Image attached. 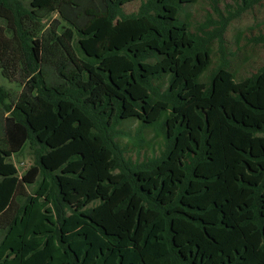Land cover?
Returning <instances> with one entry per match:
<instances>
[{"label":"trees","instance_id":"1","mask_svg":"<svg viewBox=\"0 0 264 264\" xmlns=\"http://www.w3.org/2000/svg\"><path fill=\"white\" fill-rule=\"evenodd\" d=\"M195 2L0 0V64L24 81L0 86V222L37 184L0 227V264H264V67L202 82L209 38L178 19ZM127 120L157 131L159 156L125 157Z\"/></svg>","mask_w":264,"mask_h":264},{"label":"rangeland","instance_id":"2","mask_svg":"<svg viewBox=\"0 0 264 264\" xmlns=\"http://www.w3.org/2000/svg\"><path fill=\"white\" fill-rule=\"evenodd\" d=\"M139 1L125 4L122 10L125 14L136 13ZM56 16L45 17L40 23L35 22L31 27L38 38L48 33L50 23ZM178 19L189 24L190 31L201 37L209 38L208 49L211 65L200 78L208 82L211 74L223 63L234 73L236 81L254 75L264 67V0H196L193 4L181 7ZM3 31L5 26L0 22ZM7 67L3 70L2 67ZM17 59L14 65L3 61L0 64V86L9 90L13 96L21 91L24 82L21 78ZM10 75L4 78V72ZM163 91L167 86V78L156 82ZM121 135L117 142L125 150V157L132 162H142L157 157L164 150V141L154 128L140 132L136 120H127L119 127ZM2 126L0 124V136ZM11 162L16 166L18 175H23L34 163V150L27 146L23 153L12 157ZM37 184H23L19 195L14 198L11 210L0 222V227L10 218L14 211L20 208L23 201L32 196ZM3 233L0 231V239Z\"/></svg>","mask_w":264,"mask_h":264}]
</instances>
